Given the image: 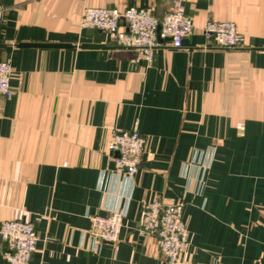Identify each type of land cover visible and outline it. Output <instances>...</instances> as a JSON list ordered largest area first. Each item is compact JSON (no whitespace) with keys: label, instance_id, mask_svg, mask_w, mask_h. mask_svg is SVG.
Segmentation results:
<instances>
[{"label":"crops","instance_id":"crops-1","mask_svg":"<svg viewBox=\"0 0 264 264\" xmlns=\"http://www.w3.org/2000/svg\"><path fill=\"white\" fill-rule=\"evenodd\" d=\"M171 1L0 0L12 90L0 96V223H33L29 264H166L139 231L154 199L183 203L180 264H264V0H181L193 32L150 63L79 26L84 8H151L160 19ZM210 20L233 22L243 46L216 47L202 34ZM112 130L146 139L130 183L112 173ZM195 150H213L200 189L183 170ZM113 208L124 213L117 248L95 253L90 219Z\"/></svg>","mask_w":264,"mask_h":264},{"label":"built area","instance_id":"built-area-1","mask_svg":"<svg viewBox=\"0 0 264 264\" xmlns=\"http://www.w3.org/2000/svg\"><path fill=\"white\" fill-rule=\"evenodd\" d=\"M79 26L108 34L116 45L133 51L137 59L145 63L151 62L155 49L166 44L180 49L183 39L193 32L192 19L185 13L181 0H172L160 19L154 17L151 8H84ZM202 34L221 49L234 50L244 44V36L231 21H207ZM10 75V62H0L1 97L12 95ZM145 145L146 139L137 130H112L107 150L116 154L113 175L121 176L130 183L138 172ZM212 158L213 150H195L191 160L183 167L184 173H188V180H196L197 189L203 185V177L210 168ZM182 207V202L163 206L159 199L142 205L139 231L155 238L158 255L166 264H180L188 246ZM123 219L124 213L118 208L111 209L106 216L90 219L93 252L98 253L104 244L117 248ZM37 241L38 236L31 222L11 220L0 223V243L4 245L3 258L7 264H29Z\"/></svg>","mask_w":264,"mask_h":264},{"label":"water","instance_id":"water-1","mask_svg":"<svg viewBox=\"0 0 264 264\" xmlns=\"http://www.w3.org/2000/svg\"><path fill=\"white\" fill-rule=\"evenodd\" d=\"M20 46H25V47H59V48H62V47H70V45H48V44H23V45H20ZM89 47H97V48H105L104 45H87Z\"/></svg>","mask_w":264,"mask_h":264}]
</instances>
